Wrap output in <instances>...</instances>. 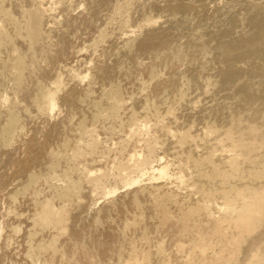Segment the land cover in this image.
<instances>
[{
	"label": "rangeland",
	"instance_id": "1",
	"mask_svg": "<svg viewBox=\"0 0 264 264\" xmlns=\"http://www.w3.org/2000/svg\"><path fill=\"white\" fill-rule=\"evenodd\" d=\"M0 264H264V0H0Z\"/></svg>",
	"mask_w": 264,
	"mask_h": 264
}]
</instances>
